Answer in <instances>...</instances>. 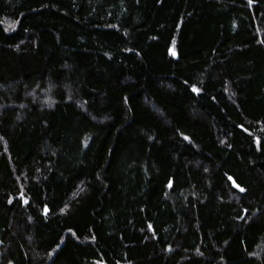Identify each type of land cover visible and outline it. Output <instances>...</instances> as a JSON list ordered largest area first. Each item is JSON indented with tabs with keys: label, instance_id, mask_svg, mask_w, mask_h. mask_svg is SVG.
<instances>
[{
	"label": "trees",
	"instance_id": "16d2710c",
	"mask_svg": "<svg viewBox=\"0 0 264 264\" xmlns=\"http://www.w3.org/2000/svg\"><path fill=\"white\" fill-rule=\"evenodd\" d=\"M0 264H264V0H0Z\"/></svg>",
	"mask_w": 264,
	"mask_h": 264
}]
</instances>
